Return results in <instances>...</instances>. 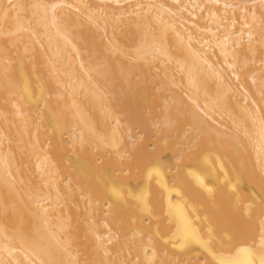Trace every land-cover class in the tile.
<instances>
[{
  "label": "bare ground",
  "instance_id": "1",
  "mask_svg": "<svg viewBox=\"0 0 264 264\" xmlns=\"http://www.w3.org/2000/svg\"><path fill=\"white\" fill-rule=\"evenodd\" d=\"M0 264H264V0H0Z\"/></svg>",
  "mask_w": 264,
  "mask_h": 264
},
{
  "label": "rangeland",
  "instance_id": "2",
  "mask_svg": "<svg viewBox=\"0 0 264 264\" xmlns=\"http://www.w3.org/2000/svg\"><path fill=\"white\" fill-rule=\"evenodd\" d=\"M13 49V48H12ZM92 50H87V51H84L83 52V55L85 56V57H89L90 55H92ZM96 53V57H97V62L98 63H100V62H102V58H103V56H104V52H100V50H98V51H96L95 52ZM104 53V54H103ZM14 55H16V53H14ZM106 55V54H105ZM40 68V66H38V65H36V69H39ZM99 69H105V65L104 64H102L100 67H99ZM248 79V78H247ZM249 80V82H250V85L252 86V81L250 80V79H248ZM155 92V94H161V92L158 90V88L156 87V89L154 90ZM181 93V92H180ZM183 94V93H182ZM184 95V94H183ZM2 102V105L3 106H5L6 104H7V102H5V101H1ZM162 103H164V100H162L161 101V104ZM164 110H165V108L163 107V106H161V107H158L157 109H156V114L155 115H152L150 112H148V111H145V112H143V114H142V120H141V122L139 123H137V124H134L133 125V127H132V129H133V134L135 135V136H138V137H136V138H140L139 137V135H140V132L142 131V128H141V123H146L147 125H149L150 127H149V129L147 130V136H148V149H149V151H154V150H156V148L154 147V141H155V138H154V132L157 130V128H156V126L154 125V123L155 122H157L158 120H159V117H160V115H162L163 114V112H164ZM160 114V115H159ZM122 117V119L124 120L125 118L123 117V116H121ZM124 126H126L125 124H124ZM145 135V136H146ZM16 137H17V135H16ZM15 156L17 157V159L19 160V161H22L23 163H22V168H26V166H27V164H28V161H32V158H31V156H30V153H29V151H28V147H23V146H25L24 145V142L23 141H20V142H17V143H15ZM196 150V149H195ZM134 152V150L133 149H130L129 150V153H128V155L131 157V154ZM161 153V152H160ZM163 153V152H162ZM165 155L167 154V153H164ZM98 162H99V160H98ZM64 164L66 165V166H69V163L67 162V161H65L64 162ZM84 200H86V198L84 199ZM84 240H86V239H84ZM125 255H126V258H127V260L129 261V260H131L132 259V255L130 254V253H128V252H126L125 253Z\"/></svg>",
  "mask_w": 264,
  "mask_h": 264
}]
</instances>
